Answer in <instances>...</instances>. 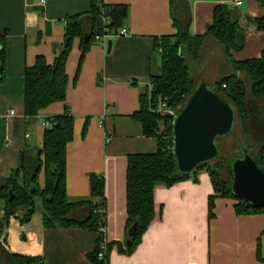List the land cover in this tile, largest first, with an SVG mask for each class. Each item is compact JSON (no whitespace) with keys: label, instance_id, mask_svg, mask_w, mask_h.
I'll return each instance as SVG.
<instances>
[{"label":"crops","instance_id":"crops-1","mask_svg":"<svg viewBox=\"0 0 264 264\" xmlns=\"http://www.w3.org/2000/svg\"><path fill=\"white\" fill-rule=\"evenodd\" d=\"M91 1L47 0L42 4L40 0H0V35L6 41L5 76L0 81V187L22 164L23 152L30 148L37 152L43 145L45 127L35 116L25 114V70L34 65L39 55L49 64L54 63L65 44L68 17L89 12ZM103 1L129 6L123 23L128 34L95 42L82 62L80 38L76 37L66 64V100L54 102L38 114L52 117L68 108L74 116V139L67 146L66 193L71 201L88 198L90 175L104 176L106 238L112 242L126 238L128 156L158 148L157 138L146 136L141 122L132 115L140 107L141 92L151 87L150 78L162 72L159 38L178 30L172 18L171 0ZM183 1L191 15L192 35L207 32L218 4L236 5L252 17L264 15L258 0ZM237 1L242 4L237 5ZM242 23L246 28L245 47L232 51V56L236 60L261 57L264 32L247 18ZM203 57L205 61L214 58V74L221 72L225 50L219 43L207 39ZM201 79L213 82L205 77L198 81ZM11 110L15 115L6 118ZM44 181L42 170L40 185ZM212 195L216 194L208 172L198 173L197 181L188 179L172 186L157 184L156 215L142 242L131 255L121 253L115 245L109 264H264V213L238 214L237 200L217 195L215 216L210 219ZM22 214L19 211L18 216H12L1 233L0 246L4 250L41 256L44 264H89L88 253L96 246L99 232L80 227H44L40 202L35 219L23 225L19 218ZM3 215L0 203V220ZM1 264L13 263L4 259Z\"/></svg>","mask_w":264,"mask_h":264},{"label":"trees","instance_id":"trees-1","mask_svg":"<svg viewBox=\"0 0 264 264\" xmlns=\"http://www.w3.org/2000/svg\"><path fill=\"white\" fill-rule=\"evenodd\" d=\"M264 7V0H258ZM183 0H171V12L177 32L163 35L157 42L161 48L162 72L150 78L151 87L140 94V107L132 115L139 120L146 136L158 140L155 152L135 153L128 156L126 174L127 221L124 241L106 244L104 256L101 224H106L107 198L103 175H90V196L71 201L66 193V156L68 143L74 139V116L68 111L52 116L53 124L45 128L43 145L36 152L25 151L24 162L5 180L0 187V203L4 215L0 220V235L9 225L12 216H18L24 225L36 213L39 202L43 210L42 222L46 228L80 227L99 232L94 249L88 253L89 264H109V254L116 245L121 253L131 255L142 242L143 235L155 218L154 189L159 183L172 186L183 180L197 181L199 171L206 170L212 180L215 194L209 200V217L215 216L217 195L237 200L238 214L264 213L263 207H253L239 199L231 188L230 158L240 156L243 148H249L264 167V50L259 58L236 60L232 51L245 47L246 28L243 19L264 32V15L252 17L243 14L232 4H218L214 9L213 21L203 35L190 33L191 15L183 6ZM111 16L110 30L117 32L128 17L126 4H101L91 1V9L68 17L65 29V44L49 64L43 55L36 58L34 65L25 70V114L36 116L40 110L58 101H65L69 85L66 71L68 56L73 40L80 38L81 62L95 43L97 34L103 33L102 10ZM212 39L225 50L222 76L211 85L236 109L233 132L218 138L220 155L207 163H202L189 173L180 171L174 153L173 123L175 115L158 111L160 99L177 114L193 93L197 80L192 74V62L199 63L205 42ZM5 36L0 35V81L5 76ZM80 62V63H81ZM240 127L242 138L235 135ZM234 137L235 147L229 156H221L222 140ZM44 171V185L39 183V174ZM264 236V230L262 232ZM130 240V243L128 241ZM261 238L259 239V244ZM0 264L9 259L13 264H44L41 256L12 254L0 246ZM3 249V250H2Z\"/></svg>","mask_w":264,"mask_h":264},{"label":"water","instance_id":"water-1","mask_svg":"<svg viewBox=\"0 0 264 264\" xmlns=\"http://www.w3.org/2000/svg\"><path fill=\"white\" fill-rule=\"evenodd\" d=\"M111 45L109 40V48ZM235 120L232 103L209 82L198 81L173 123V149L180 171L192 172L202 163L217 158L220 155L217 140L233 132ZM24 155L25 152L21 154L22 163ZM229 174L231 188L239 199L253 207L264 206V167L249 148H243L238 157L231 156Z\"/></svg>","mask_w":264,"mask_h":264},{"label":"built area","instance_id":"built-area-1","mask_svg":"<svg viewBox=\"0 0 264 264\" xmlns=\"http://www.w3.org/2000/svg\"><path fill=\"white\" fill-rule=\"evenodd\" d=\"M47 0H40V2L42 4L46 3ZM99 3L101 4H104V1L103 0H97ZM242 4V1H237V5H241ZM101 21H102V24H103V33H100V34H97L96 35V38H95V42H101V41H104V39L107 37V36H119V35H126L128 34L127 33V30L125 28H121L119 29L117 32L115 31H111L110 30V25L112 23V20H111V16L106 12L105 9L102 10V13H101ZM160 52L162 51L161 48H159ZM157 110L158 111H166L172 115H175L176 116V113L173 109H170L167 107V103L165 102V100H162L160 99L159 101V105L157 107ZM15 115V111L14 110H11L9 113H7L5 115L6 118H10L12 116ZM37 119L40 120V122L42 123V125L47 128V127H51L52 124H53V119L51 117H42L40 116L39 114H37L35 116ZM99 232L100 234L103 235V251L101 252L100 256L103 257L104 256V249L106 248V244L108 243V240L106 238V224H101L100 228H99ZM185 264H196L195 262H192V261H189V262H186Z\"/></svg>","mask_w":264,"mask_h":264},{"label":"rangeland","instance_id":"rangeland-1","mask_svg":"<svg viewBox=\"0 0 264 264\" xmlns=\"http://www.w3.org/2000/svg\"><path fill=\"white\" fill-rule=\"evenodd\" d=\"M211 51H212V49L209 48L208 52H211ZM201 59H203V61H201ZM215 69H216V66L214 65V58H212V57H208L207 61H205V58L203 57V58L199 59V63L198 62L197 63H193L192 62V74L196 78L197 82L200 79V77H205V78L215 82L217 79H219L222 76V73H219L217 75L214 74ZM235 135H237L238 137L242 138V134L240 132V127L239 126H237L236 129H235ZM235 144H236L235 139L232 136L222 140L221 156L220 157L229 156V153L235 147ZM202 172H207V171L206 170L199 171L198 173H202ZM33 219H35V217ZM2 253L3 252L0 251V254H2Z\"/></svg>","mask_w":264,"mask_h":264}]
</instances>
